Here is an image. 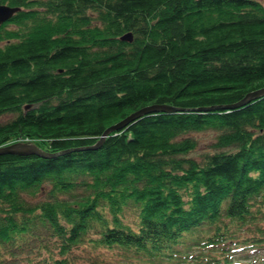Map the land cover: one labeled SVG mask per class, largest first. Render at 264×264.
Masks as SVG:
<instances>
[{
    "label": "trees",
    "instance_id": "1",
    "mask_svg": "<svg viewBox=\"0 0 264 264\" xmlns=\"http://www.w3.org/2000/svg\"><path fill=\"white\" fill-rule=\"evenodd\" d=\"M0 3V264H264L260 0Z\"/></svg>",
    "mask_w": 264,
    "mask_h": 264
},
{
    "label": "water",
    "instance_id": "2",
    "mask_svg": "<svg viewBox=\"0 0 264 264\" xmlns=\"http://www.w3.org/2000/svg\"><path fill=\"white\" fill-rule=\"evenodd\" d=\"M20 7L18 6H11V5H6V4H2L0 3V22L8 19L10 17L11 14H13L14 12L20 10ZM123 38L125 39H132L133 36L131 35V33H129V31L127 33H124L122 35ZM264 93V86L262 87H258L257 89L251 90V91H247V94L244 98H241L240 100H237L234 103H227L225 105H216L218 107H233L236 106L237 104H240L242 102H244L245 100H247L248 98L251 97H255L258 94ZM216 106H211V108H214ZM174 110L175 106H171V105H167L165 103L163 104H158V103H152V104H148V105H142V107L136 109L135 111L133 110L132 113L126 115L124 118L122 117V119L118 120L115 123H112L110 126H108L105 130H104V134L101 135V137H99V139L96 141V146H99L101 144V140L104 139V136H106L111 129H118L120 128L122 125L126 124L128 122V120L132 119V117H136L140 114H142V112L146 113V112H150V111H157V110ZM178 109V108H176ZM95 146V147H96ZM10 152V153H17L19 152L20 154H26V153H34V154H40V156H53L56 153L53 152H48L45 149H43L42 147H40L39 145L35 144L32 141H22V140H17V141H13L10 143H6L4 145H0V153H4V152Z\"/></svg>",
    "mask_w": 264,
    "mask_h": 264
},
{
    "label": "rangeland",
    "instance_id": "3",
    "mask_svg": "<svg viewBox=\"0 0 264 264\" xmlns=\"http://www.w3.org/2000/svg\"><path fill=\"white\" fill-rule=\"evenodd\" d=\"M260 2H262V4L264 5V0H260ZM13 114L14 113H11V112H7V113L5 112V113L0 114V122L5 121V119L8 120V119L12 118ZM195 135L199 138V142H198L197 148H196L197 151L194 154L200 153L203 150H207L208 147L206 145H207V142L212 141L213 135H214L213 131H210L209 129H207L206 131H200V132L197 131ZM21 139L22 138H20L18 140H21ZM250 263L254 264L253 261Z\"/></svg>",
    "mask_w": 264,
    "mask_h": 264
}]
</instances>
